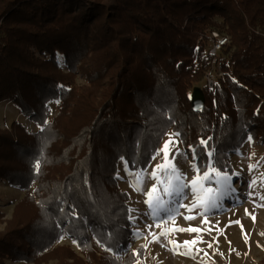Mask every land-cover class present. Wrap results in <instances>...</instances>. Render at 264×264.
Segmentation results:
<instances>
[{"label":"trees","instance_id":"1","mask_svg":"<svg viewBox=\"0 0 264 264\" xmlns=\"http://www.w3.org/2000/svg\"><path fill=\"white\" fill-rule=\"evenodd\" d=\"M212 31L230 40L224 77L199 90ZM5 101L41 129L0 128V180L24 193L0 232V264H136L145 249L130 248L120 160L146 170L172 131L199 173L211 162L232 175L230 153L264 146V0H0ZM63 235L83 258L57 245Z\"/></svg>","mask_w":264,"mask_h":264},{"label":"rangeland","instance_id":"2","mask_svg":"<svg viewBox=\"0 0 264 264\" xmlns=\"http://www.w3.org/2000/svg\"><path fill=\"white\" fill-rule=\"evenodd\" d=\"M57 59L65 71L63 56ZM76 81L85 84L83 79ZM202 81L196 85L199 89ZM57 104H48L47 122L56 116ZM12 122L30 133L41 129L10 101L0 103V128L9 130ZM229 161L232 175L213 168L211 162L201 174L193 151L185 152L178 135L169 131L146 170L131 172L123 160L118 162L116 181L129 196L130 248L145 249L143 261L136 264L260 263L264 258V146L248 139L240 150L229 154ZM226 184L229 194L224 190ZM23 196L19 188L0 180V211L4 215L0 232ZM57 245L83 258L68 235ZM5 263L31 264L10 259Z\"/></svg>","mask_w":264,"mask_h":264},{"label":"built area","instance_id":"3","mask_svg":"<svg viewBox=\"0 0 264 264\" xmlns=\"http://www.w3.org/2000/svg\"><path fill=\"white\" fill-rule=\"evenodd\" d=\"M201 40V37H200ZM207 52L212 57L210 62V68L206 71L203 77V87L209 91H214L216 83L219 79H223L224 73L222 72L219 65V54L222 51L223 47L227 46L230 42L229 37L223 34H220L217 31H212L208 37ZM194 90L199 91L198 87ZM26 119H28L26 117Z\"/></svg>","mask_w":264,"mask_h":264},{"label":"crops","instance_id":"4","mask_svg":"<svg viewBox=\"0 0 264 264\" xmlns=\"http://www.w3.org/2000/svg\"><path fill=\"white\" fill-rule=\"evenodd\" d=\"M193 93H194V91H193ZM192 98H195L197 103H200L201 102V94H200V92L198 91L197 93H195V95L192 94Z\"/></svg>","mask_w":264,"mask_h":264},{"label":"bare ground","instance_id":"5","mask_svg":"<svg viewBox=\"0 0 264 264\" xmlns=\"http://www.w3.org/2000/svg\"><path fill=\"white\" fill-rule=\"evenodd\" d=\"M224 187H225V188H224L225 193H226V194H229V193H228V192H229V191H228L229 184H228V185L226 184ZM218 196H219L220 201L222 202V200H223V199H222L223 196H222L221 194L218 195ZM216 206H217V205H216ZM216 206H215V207H216ZM215 210H218V209H215ZM185 217H187V215H185Z\"/></svg>","mask_w":264,"mask_h":264},{"label":"water","instance_id":"6","mask_svg":"<svg viewBox=\"0 0 264 264\" xmlns=\"http://www.w3.org/2000/svg\"><path fill=\"white\" fill-rule=\"evenodd\" d=\"M198 91H196V90H194V93H193V95H195V93H197Z\"/></svg>","mask_w":264,"mask_h":264}]
</instances>
